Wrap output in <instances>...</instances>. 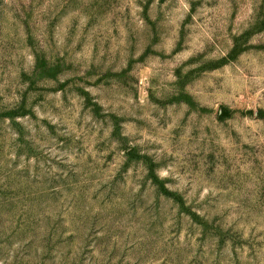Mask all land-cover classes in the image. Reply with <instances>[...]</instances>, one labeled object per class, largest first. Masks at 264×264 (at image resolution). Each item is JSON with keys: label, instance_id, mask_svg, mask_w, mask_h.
Masks as SVG:
<instances>
[{"label": "rangeland", "instance_id": "1", "mask_svg": "<svg viewBox=\"0 0 264 264\" xmlns=\"http://www.w3.org/2000/svg\"><path fill=\"white\" fill-rule=\"evenodd\" d=\"M0 264H264V0H0Z\"/></svg>", "mask_w": 264, "mask_h": 264}]
</instances>
